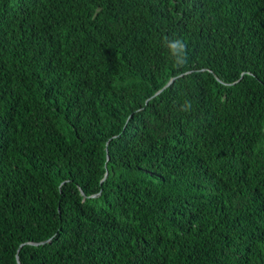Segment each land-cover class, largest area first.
<instances>
[{
	"label": "trees",
	"instance_id": "1",
	"mask_svg": "<svg viewBox=\"0 0 264 264\" xmlns=\"http://www.w3.org/2000/svg\"><path fill=\"white\" fill-rule=\"evenodd\" d=\"M14 2L0 264H264V0Z\"/></svg>",
	"mask_w": 264,
	"mask_h": 264
},
{
	"label": "clouds",
	"instance_id": "2",
	"mask_svg": "<svg viewBox=\"0 0 264 264\" xmlns=\"http://www.w3.org/2000/svg\"><path fill=\"white\" fill-rule=\"evenodd\" d=\"M17 2L18 0H15L14 4H17ZM163 43L176 66H183L188 62L187 46L182 39L178 37L174 39L165 38ZM191 109L192 102L187 99H185L179 106V110L185 113L190 112Z\"/></svg>",
	"mask_w": 264,
	"mask_h": 264
},
{
	"label": "water",
	"instance_id": "3",
	"mask_svg": "<svg viewBox=\"0 0 264 264\" xmlns=\"http://www.w3.org/2000/svg\"><path fill=\"white\" fill-rule=\"evenodd\" d=\"M173 81V78H171L168 82H167V84L164 86V87H166L168 84H170L171 82ZM163 87V88H164ZM161 90H159V91H157L154 95H156L157 93H159ZM106 159H108V155L106 156ZM47 241H50L49 239L47 240ZM44 242H46V241H42V243H44ZM33 244H38V243H36V242H33Z\"/></svg>",
	"mask_w": 264,
	"mask_h": 264
}]
</instances>
